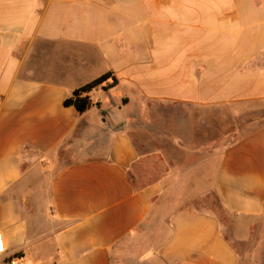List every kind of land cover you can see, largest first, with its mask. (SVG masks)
<instances>
[{
  "label": "crops",
  "instance_id": "crops-1",
  "mask_svg": "<svg viewBox=\"0 0 264 264\" xmlns=\"http://www.w3.org/2000/svg\"><path fill=\"white\" fill-rule=\"evenodd\" d=\"M142 122L195 166L158 170ZM208 195L257 239L264 0H0V264H240Z\"/></svg>",
  "mask_w": 264,
  "mask_h": 264
},
{
  "label": "rangeland",
  "instance_id": "rangeland-1",
  "mask_svg": "<svg viewBox=\"0 0 264 264\" xmlns=\"http://www.w3.org/2000/svg\"><path fill=\"white\" fill-rule=\"evenodd\" d=\"M125 126L128 127V125L125 124H121L115 127L123 128ZM128 133L138 146L140 152L147 153L149 152L150 148H158L165 152V155L158 154L153 158L155 166L158 170H161L163 167H167L168 165L180 170L192 168L193 166H195L199 159V156L186 155L178 152L175 142H170L169 145L164 146L159 141H156L155 143L151 142V146H148L147 144L148 142L150 143V141H147L145 126L143 122L138 125L128 127ZM197 190L198 189L189 187L184 189L183 192L181 189L177 195L184 196L185 199H187L188 195H193L195 192H197ZM192 204L201 209L211 210L216 214L218 220L222 225V229L226 238H228L230 242H232V245L241 257L240 264H264V225H262L259 229V235L257 239H254L252 242L243 245L234 242L231 230V219L221 209L220 205L212 196L208 195L204 198L196 200L195 202L193 201Z\"/></svg>",
  "mask_w": 264,
  "mask_h": 264
},
{
  "label": "trees",
  "instance_id": "trees-1",
  "mask_svg": "<svg viewBox=\"0 0 264 264\" xmlns=\"http://www.w3.org/2000/svg\"><path fill=\"white\" fill-rule=\"evenodd\" d=\"M109 80H112L111 84H108ZM116 84L117 80L114 74L112 72L106 73L76 89L69 97L65 99L64 105L66 107L74 106L78 112L84 113L94 105L90 96L92 91L98 87H103L105 90H109V88L115 86Z\"/></svg>",
  "mask_w": 264,
  "mask_h": 264
},
{
  "label": "built area",
  "instance_id": "built-area-1",
  "mask_svg": "<svg viewBox=\"0 0 264 264\" xmlns=\"http://www.w3.org/2000/svg\"><path fill=\"white\" fill-rule=\"evenodd\" d=\"M7 264H25V261L22 257H14L10 259Z\"/></svg>",
  "mask_w": 264,
  "mask_h": 264
}]
</instances>
